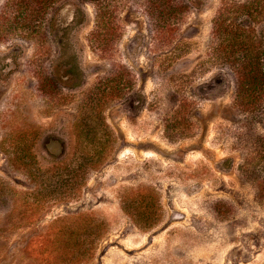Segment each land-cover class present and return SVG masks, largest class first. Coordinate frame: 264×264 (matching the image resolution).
<instances>
[{
    "label": "rangeland",
    "instance_id": "374dc122",
    "mask_svg": "<svg viewBox=\"0 0 264 264\" xmlns=\"http://www.w3.org/2000/svg\"><path fill=\"white\" fill-rule=\"evenodd\" d=\"M108 1L107 54L92 0L0 42V264H264V86L213 48L226 6L264 72V19L173 0L162 44L147 0Z\"/></svg>",
    "mask_w": 264,
    "mask_h": 264
},
{
    "label": "trees",
    "instance_id": "16d2710c",
    "mask_svg": "<svg viewBox=\"0 0 264 264\" xmlns=\"http://www.w3.org/2000/svg\"><path fill=\"white\" fill-rule=\"evenodd\" d=\"M60 1L62 0H5L0 7V42L9 39L11 33L16 30V25L21 29L18 33H29L28 31L34 29L38 23L45 19ZM92 1L95 2V24L89 35V41L95 49L107 54L111 51L117 36V26L112 21L109 1ZM147 3V12L158 31L157 37L162 44H169L171 36L160 22L173 14V0H147ZM180 3L189 6L187 1ZM236 8L238 13L246 15L250 21L264 19V0H247L236 5ZM226 9L225 6L223 10H220L214 20L213 48L216 47L218 52H222L221 55L224 56L225 63L232 66L238 83L236 96L239 97L243 90L244 92L252 90L257 87L258 83L264 86V72L260 65L259 52L257 53L256 50L253 29L229 23ZM87 155L89 161L87 165L91 167L97 165L102 158V154H97V156L88 152ZM91 167L82 166L84 180ZM137 195L143 197L142 192Z\"/></svg>",
    "mask_w": 264,
    "mask_h": 264
}]
</instances>
